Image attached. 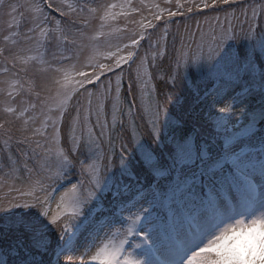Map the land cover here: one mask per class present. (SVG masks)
I'll return each instance as SVG.
<instances>
[{"label":"snow or ice","instance_id":"6c2138e0","mask_svg":"<svg viewBox=\"0 0 264 264\" xmlns=\"http://www.w3.org/2000/svg\"><path fill=\"white\" fill-rule=\"evenodd\" d=\"M235 3L175 0L172 10L164 0L167 7L150 6L149 18L131 0H0V16L10 18L0 45L7 77L0 79V153L8 152L10 174L20 162L13 143L39 167L33 175L25 160L27 199L0 200V264H190L215 221L264 210V25L254 23L253 8L247 28L237 30L228 10ZM205 9L224 12L227 26L217 17L219 32L201 36L198 55L181 49L171 58L167 94L149 106V124L126 126L134 105L125 112L123 66L135 65L138 81L141 71L159 68L155 55H166L171 18ZM121 19L123 28L114 23ZM94 20L115 41L85 45L96 39L86 36ZM189 65L201 75L187 83L195 104L184 109L176 82ZM60 189L52 210V190Z\"/></svg>","mask_w":264,"mask_h":264},{"label":"rangeland","instance_id":"374dc122","mask_svg":"<svg viewBox=\"0 0 264 264\" xmlns=\"http://www.w3.org/2000/svg\"><path fill=\"white\" fill-rule=\"evenodd\" d=\"M15 2H19L21 4L29 3L30 0H15ZM71 3H83L85 0H69ZM87 3L92 4L93 6L99 4H108V3H117L122 4L125 2V0H86ZM131 2L136 6L137 9L140 10L142 15L148 16L150 18L151 11V5L153 3L160 4L162 6L167 7L164 4V0H131ZM143 5H149V7H143ZM261 5H264V0H236V3L233 4L231 7H229V13H235V16L239 20V24H237L236 20H231V16H229V19L231 22L237 26V30H239L240 26L242 25L245 29L247 28V23H245L246 17L248 19H252V11L253 8H255L257 12V16L255 17L254 23L257 25H264V12L261 11ZM172 10L175 9V0H172L171 5ZM119 11V9H117ZM57 15V14H53ZM190 16L191 18L188 19L186 17ZM217 17H219V21L221 24L227 26V23L225 21V13L224 12H215L210 9H205L203 13H197L193 11V13L187 14L186 16H176L172 17L173 23H171L169 28V34L166 41V55H155V65H160L158 71L163 69L165 73L167 72V68L169 66V61L173 57H177L180 54V50H183V54L186 56H193L198 55L200 52V49L198 47L201 36L203 35L205 38L210 37L212 35L213 30H216L219 32V27L217 26ZM75 18V17H74ZM141 16L137 15L135 16L136 20H139ZM10 18L7 16H0V45H3V37L4 35L8 33V23ZM115 25L119 28H123L125 25V21L123 19L114 22ZM80 27V25H79ZM78 27V28H79ZM129 29L135 27L134 24L131 22H128ZM99 28V21L94 20L91 23V26L86 30V36H95V41H90L89 39L85 38L83 40V43L85 45H88L89 43H95L98 44L101 48H103L109 40L115 41V36H109L107 35V32L110 31V29L105 28L104 32L105 34L101 35L98 33ZM75 32V30H73ZM191 33V35H189ZM74 34V33H73ZM72 34V35H73ZM78 42L80 41V36L78 35ZM244 41L235 42L230 41L228 42L229 47H244L245 46ZM144 45L143 48L140 49L141 56L145 55V50L148 48L147 42H142ZM161 51H165V41L161 40ZM34 45H24L23 47H32ZM56 51L55 47L52 46L49 48L47 52V59L52 60L53 59V52ZM206 52L207 49H204ZM82 52L84 54L87 53V49H82ZM148 61L150 65H153L152 55L148 56ZM5 66V61L3 58H0V71L3 70ZM9 68H11V63L9 62L7 64ZM53 67L57 66L55 63L52 65ZM125 66V65H124ZM127 66V65H126ZM135 65L133 66V69H129L134 85L136 84L137 87V102L139 103V109L140 114L142 112L143 115L146 117L144 119L149 121V106L155 105L156 102H158L156 98V89L155 84L153 80V71L156 70L154 65L149 68L148 74H145L143 71L140 73L139 81L137 79V73L134 70ZM172 70L175 73L176 66L172 65ZM182 70V69H181ZM119 71V70H117ZM166 75V74H165ZM201 75V70L194 66H186L183 69V74L181 75L179 72L177 74V77L181 79V81L186 86L189 81H195L199 78ZM159 78L163 79L162 76ZM0 79H7V77L0 76ZM157 79V78H156ZM14 82V81H13ZM107 83V81H105ZM115 86V77H113V87ZM195 104V103H194ZM129 105L126 103L124 105V110L127 113L128 112ZM133 108L131 110V114L125 116L126 126L134 125L133 120ZM231 119L235 120V117H231ZM38 126V125H37ZM11 152L16 155L17 160H19V164L16 166L15 174H10L9 168L7 166H3V161H5L6 165L8 164V152L4 151L0 153V200H4L5 203H7L9 200L13 199H27L26 192L24 189L26 188V185L29 180V172L26 170L25 160H27V168L33 169V175H35V172L39 171V167L37 166V161L35 158L28 159L26 157H20L18 154V149L15 143H13ZM2 168V169H1ZM63 191V189H60L59 191L52 190V196L53 199L50 200L51 209H56V201L59 198L60 193ZM16 211H22V210H16ZM128 215L125 213V216ZM74 264H78V261L74 262Z\"/></svg>","mask_w":264,"mask_h":264},{"label":"clouds","instance_id":"9594fccd","mask_svg":"<svg viewBox=\"0 0 264 264\" xmlns=\"http://www.w3.org/2000/svg\"><path fill=\"white\" fill-rule=\"evenodd\" d=\"M190 264H264V210L215 221Z\"/></svg>","mask_w":264,"mask_h":264},{"label":"trees","instance_id":"16d2710c","mask_svg":"<svg viewBox=\"0 0 264 264\" xmlns=\"http://www.w3.org/2000/svg\"><path fill=\"white\" fill-rule=\"evenodd\" d=\"M74 33V34H73ZM73 36H75L76 39H78V34L76 33V31H73ZM70 34V35H72ZM235 48H241L239 46H235ZM168 69V68H167ZM153 80H154V84H155V89H156V98L159 102H163L164 97L160 95L161 91L163 90L165 95L167 94L166 92V88H165V78H166V73L165 71H163V69L160 68V70L158 71V69L156 68L155 71H153ZM110 75V74H109ZM160 76L163 77V79L159 78ZM130 77H131V82H132V89L131 91H129V83H130ZM157 78V79H156ZM133 78L130 75H127L126 78H123V86H122V90H121V95L123 98L126 99V102L124 103V105L127 103L128 105H134V109H135V113L133 115L134 120L133 123L135 126L139 127V128H143L145 125L149 124V121L144 119L146 116L142 114H140V109H139V103L137 102V87L136 84L134 85L135 82H133ZM176 87H177V91L179 93V98L183 99V108L184 109H188L189 106L193 105L195 103V99L194 97L187 91L186 86L184 85V83L181 81V79H179L177 77V82H176ZM123 105V107H124ZM171 110L173 112H176V106L175 105H170ZM202 105L197 104L194 111L199 112L201 109ZM3 164H5V161L3 162ZM61 261L63 262V258L61 259Z\"/></svg>","mask_w":264,"mask_h":264}]
</instances>
